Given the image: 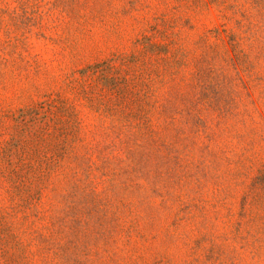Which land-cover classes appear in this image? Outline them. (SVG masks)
<instances>
[{
	"label": "rangeland",
	"instance_id": "1",
	"mask_svg": "<svg viewBox=\"0 0 264 264\" xmlns=\"http://www.w3.org/2000/svg\"><path fill=\"white\" fill-rule=\"evenodd\" d=\"M0 264H264V0H0Z\"/></svg>",
	"mask_w": 264,
	"mask_h": 264
}]
</instances>
